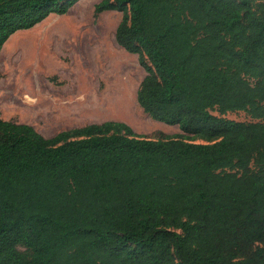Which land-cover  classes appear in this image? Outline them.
Returning a JSON list of instances; mask_svg holds the SVG:
<instances>
[{"label":"trees","instance_id":"trees-1","mask_svg":"<svg viewBox=\"0 0 264 264\" xmlns=\"http://www.w3.org/2000/svg\"><path fill=\"white\" fill-rule=\"evenodd\" d=\"M78 1L0 0V52ZM105 11L146 72L138 105L183 135L108 121L46 139L0 119V264H264V0Z\"/></svg>","mask_w":264,"mask_h":264},{"label":"rangeland","instance_id":"rangeland-1","mask_svg":"<svg viewBox=\"0 0 264 264\" xmlns=\"http://www.w3.org/2000/svg\"><path fill=\"white\" fill-rule=\"evenodd\" d=\"M101 1L80 0L65 15L52 14L8 39L0 52V119L32 126L46 139L108 121L146 139L183 135L138 105L146 72L115 40L122 14H95ZM223 117L250 120L243 112Z\"/></svg>","mask_w":264,"mask_h":264},{"label":"bare ground","instance_id":"bare-ground-1","mask_svg":"<svg viewBox=\"0 0 264 264\" xmlns=\"http://www.w3.org/2000/svg\"><path fill=\"white\" fill-rule=\"evenodd\" d=\"M31 107H33V106H31Z\"/></svg>","mask_w":264,"mask_h":264}]
</instances>
